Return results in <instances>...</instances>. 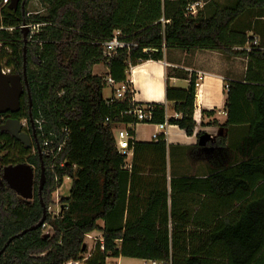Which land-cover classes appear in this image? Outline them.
<instances>
[{
	"label": "trees",
	"instance_id": "trees-1",
	"mask_svg": "<svg viewBox=\"0 0 264 264\" xmlns=\"http://www.w3.org/2000/svg\"><path fill=\"white\" fill-rule=\"evenodd\" d=\"M30 1L21 0L13 9L12 0L7 5L0 0V69L23 78L26 68L29 83L20 111L0 115L1 169L26 164L34 172V196L29 204L0 175V264H106L107 259L120 257L159 264H264V147L255 157L229 169L233 178L215 175L202 181L206 186L199 190L209 195L207 185L222 179L246 191H231L230 204L209 214L203 209L187 214L182 193L175 190L185 180L172 179L168 191L164 137L158 143L130 142L133 160L129 166L118 151L116 132L128 129L134 134L128 128L137 123L128 114L131 97L116 100L114 91L109 100L103 96L109 78L124 83L130 65L163 61L165 51L171 49L246 55L247 83L228 84L226 125L248 126L250 147L264 145V51L234 50L253 42L247 32L263 28L264 0L228 4L208 0L195 17L187 14L188 0H39L48 13L46 18H36L49 26L35 38L37 44L28 42L21 29L29 24ZM115 33L129 47L106 53L102 44L112 41ZM259 45L264 48L262 35ZM100 65L107 67V77L94 75ZM171 73L182 80L189 77L180 70ZM196 89L194 77L187 89L173 87L167 77L166 102L182 118L167 121V107L152 104L151 124L167 122L192 136L198 126ZM9 119L26 121L30 148L11 130L2 129ZM37 121H44V135ZM65 138L67 143L54 161L43 154L46 139H56L50 149H57ZM12 155L17 159L12 161ZM42 164L45 179L40 192ZM144 173L161 176L143 180L140 175ZM65 179L72 181L70 195L59 202L60 213L51 216L53 195ZM44 207L48 213L43 226L4 249L10 239L39 225ZM203 214L205 225H195L201 231H194L190 219L194 216L196 221ZM45 228L52 234L44 238ZM94 232L103 234L104 251L97 243L85 259L86 238Z\"/></svg>",
	"mask_w": 264,
	"mask_h": 264
},
{
	"label": "crops",
	"instance_id": "crops-1",
	"mask_svg": "<svg viewBox=\"0 0 264 264\" xmlns=\"http://www.w3.org/2000/svg\"><path fill=\"white\" fill-rule=\"evenodd\" d=\"M195 1L204 2V0ZM217 1L221 4H228L235 0ZM260 35L264 36V26L263 28L260 26L255 33L247 32L248 38L252 41H260ZM248 65L249 59L246 55L229 57L219 51L193 50L186 52L171 49L165 51L163 61L142 62L129 71L127 80L134 90V103L165 105L169 117L173 111L165 98L167 77L170 76L171 84L177 89H187L191 78H196L195 121L198 126L194 134L188 136L184 130L170 125H167L164 133H160L166 136V182L169 194L172 179L188 181L175 187L176 193H182L183 208L187 214L192 211L196 214L200 209L209 214L207 212L224 208L230 204L228 195L231 191L238 194L246 191L242 185L236 187L234 184L231 185L222 179H217V181H213V184L207 185L209 195L199 192L206 186L202 184V181L210 177L225 173L223 179L233 178V173L229 169L255 157L257 151L264 147V145L250 147L248 126L229 128L226 125L225 105L228 97L226 86L230 83L246 84ZM98 67L94 68L93 73L101 77L96 71ZM105 70L104 74L106 75L108 74L106 66ZM174 70L188 73V80L172 77L171 71ZM210 113L211 116H209ZM156 132L158 129L155 125L139 124L134 129L133 141L153 143L152 135ZM118 133L119 131L116 132L117 148L127 149L129 141L119 138ZM198 133L201 134L200 137H198ZM206 135L215 136L214 140H205ZM132 160L133 151H130L127 158L129 166L132 164ZM226 172H230L229 175ZM160 176L157 173L140 175L143 180L148 178L156 180ZM145 189L146 187H143V191ZM144 193L148 194L147 191ZM145 203L146 201L143 202V204ZM205 219L204 214L199 216L196 221L193 216L190 219L191 228L194 226L192 229L195 231L197 229L195 225L198 227L205 225ZM106 264L159 263L120 257L107 259Z\"/></svg>",
	"mask_w": 264,
	"mask_h": 264
},
{
	"label": "built area",
	"instance_id": "built-area-1",
	"mask_svg": "<svg viewBox=\"0 0 264 264\" xmlns=\"http://www.w3.org/2000/svg\"><path fill=\"white\" fill-rule=\"evenodd\" d=\"M8 3H9V0H4L3 5H7ZM204 6H205V3L203 1L190 2L186 8L187 14L192 17H195L197 13L199 12V10H201ZM43 26H44V29L42 33H36L34 30H32V25H29V24L23 25L21 29L27 30V33L30 34L29 37H26L28 42L37 44L38 41L35 38L44 34L49 24L44 23ZM119 35L120 33H115V37L112 41L102 44V46L105 48L106 53H113L117 51L118 49L129 47L128 44L118 40ZM234 50L250 53L253 50L264 51V48L260 47L258 40H253V42L247 43L245 47H237V48H234ZM38 60H40V57H38ZM131 69H132V66L130 65L129 71H131ZM3 74L4 76H10V70L3 71ZM107 85L111 87L112 91H114V98L116 100H122L126 98L127 96L131 97L130 101L132 104V109L128 111V114L132 115L136 119L137 123L135 125H130L128 128L134 131L135 127L139 124H151L153 113H154V107L152 106V104L151 105H138L134 103V90L128 80H126L124 83L116 84L112 79L109 78L107 80ZM196 87H197V83H196ZM226 90L227 91L229 90L228 85L226 86ZM171 118L175 120H179L182 118V116L181 114L172 112L170 117L167 115V121L168 119H171ZM21 123L23 127L25 128L27 124L26 121H22ZM36 125H38V130L42 133V135H44L42 131V126L44 125V121H37ZM167 125H168L167 122H165L164 124L155 125L156 128L158 129V132L152 135V142L158 143L161 140L162 136L164 137V141H166V136L164 134L161 135L160 133H164L166 131ZM118 137L121 139H126L127 141H129V143L133 141V136L129 133L128 129L119 131ZM214 137L215 136H212V135H206L204 138L205 140L212 141L214 140ZM55 143H56V139L54 140L46 139L43 142V148H44L43 154L46 155L47 157L51 156L53 161L58 157V155L64 149L67 143V138H65L64 142L57 149L54 147L50 149V147L53 146ZM118 151L120 155L126 157V163H127V158L129 157V153L130 151H133V150L131 146L128 144L127 149H121V150L118 149ZM61 166H63V164ZM87 237L90 239L92 238L91 235ZM101 250L102 252L104 251L103 243L101 244ZM84 262L85 261L69 262L67 264H83Z\"/></svg>",
	"mask_w": 264,
	"mask_h": 264
},
{
	"label": "water",
	"instance_id": "water-1",
	"mask_svg": "<svg viewBox=\"0 0 264 264\" xmlns=\"http://www.w3.org/2000/svg\"><path fill=\"white\" fill-rule=\"evenodd\" d=\"M21 0H12L11 7L17 9ZM25 33V31H23ZM26 39V36H25ZM26 62V61H25ZM29 83L27 79L26 68H24L23 78L20 76H4L3 70L0 69V115L5 114H16L20 111V100L22 95L25 92V88L28 90ZM31 126L33 131V138L36 137L35 124L31 120ZM23 125L21 122L9 119L2 126V129H9L13 135L23 143L27 148L32 146L31 138L28 134L23 132ZM40 159L42 161L43 154L39 150ZM2 174L3 180H5L8 185L21 197L26 199H31L33 196V169L29 165H18L16 167H9L2 172L0 168V175ZM45 179V169L42 164V183L40 186V192L43 187V182ZM48 210L44 207V216L39 225L24 231L21 235L13 237L10 239L5 246L6 249L13 240L20 238L23 234H26L29 231L36 230L37 228L43 226L46 219ZM86 249V246L84 247Z\"/></svg>",
	"mask_w": 264,
	"mask_h": 264
},
{
	"label": "rangeland",
	"instance_id": "rangeland-1",
	"mask_svg": "<svg viewBox=\"0 0 264 264\" xmlns=\"http://www.w3.org/2000/svg\"><path fill=\"white\" fill-rule=\"evenodd\" d=\"M188 1L191 2V1H195V0H188ZM207 1L208 0H204V2H207ZM27 12H28L27 16L29 19V25H32V30H34L36 33H42V31L44 29V26H43L44 23H42L41 21H38L39 19H37L36 17H40V18H46L47 17L48 10H47L46 6L41 4V2L39 0H31L27 6ZM23 31H26L24 33V35L26 37L30 36V34L27 33V30H23ZM96 71H97L98 75H101V77H107V75H108V74H106V75L104 74V72L106 71L104 65H100ZM103 96H104V99H106V100H109L113 97L111 87L107 86L105 88V90L103 92ZM14 159H17L16 155L11 156V160L14 161ZM0 168H1V157H0ZM71 186H72V181L70 179H65L63 186L53 195L54 205L49 209V214L51 216H56L60 213L61 206H60L59 202L61 201V199L69 197ZM21 200L27 204H29L31 201V199H26L24 197H21ZM51 234H52L51 229L45 228L43 230L42 237L45 238ZM91 237H92L91 239L88 237L86 238L87 252L84 256L85 259L87 257H89L90 254L93 253L97 243H100V244L104 243L103 234L100 232H94V235H91ZM96 240H97V242H96ZM83 264H85V263H83Z\"/></svg>",
	"mask_w": 264,
	"mask_h": 264
},
{
	"label": "flooded vegetation",
	"instance_id": "flooded-vegetation-1",
	"mask_svg": "<svg viewBox=\"0 0 264 264\" xmlns=\"http://www.w3.org/2000/svg\"><path fill=\"white\" fill-rule=\"evenodd\" d=\"M26 128V127H25ZM25 128H23V132H25ZM27 134V133H26ZM33 176H34V172H33ZM33 196H34V179H33ZM33 196L31 197V199H33Z\"/></svg>",
	"mask_w": 264,
	"mask_h": 264
}]
</instances>
